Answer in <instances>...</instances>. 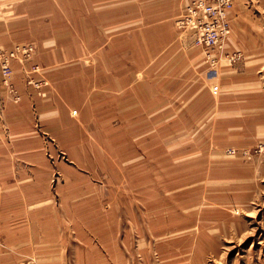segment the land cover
I'll use <instances>...</instances> for the list:
<instances>
[{"label":"rangeland","instance_id":"rangeland-1","mask_svg":"<svg viewBox=\"0 0 264 264\" xmlns=\"http://www.w3.org/2000/svg\"><path fill=\"white\" fill-rule=\"evenodd\" d=\"M188 1L0 0L34 46L0 69L5 264H264V0L216 64Z\"/></svg>","mask_w":264,"mask_h":264},{"label":"built area","instance_id":"built-area-1","mask_svg":"<svg viewBox=\"0 0 264 264\" xmlns=\"http://www.w3.org/2000/svg\"><path fill=\"white\" fill-rule=\"evenodd\" d=\"M233 4L234 0H190L177 21L178 28L189 34L193 44L205 52L207 61L212 64L241 57L239 52L226 49L231 31L230 14ZM33 51L32 44H16L9 50L0 44V69L6 84H10L12 80L13 59H28ZM32 71H39V66L34 65Z\"/></svg>","mask_w":264,"mask_h":264},{"label":"crops","instance_id":"crops-1","mask_svg":"<svg viewBox=\"0 0 264 264\" xmlns=\"http://www.w3.org/2000/svg\"><path fill=\"white\" fill-rule=\"evenodd\" d=\"M230 24H231V31L227 40V44L229 45V48L237 51H243V50H248V52L252 53V48L247 47V43L245 41V38H242V30L238 28V21L234 20L233 24L231 23V14H230ZM233 26V28H232ZM233 29V30H232ZM1 82V81H0ZM1 85V84H0ZM4 257L0 256V264H5L4 262ZM11 264H14L13 262Z\"/></svg>","mask_w":264,"mask_h":264}]
</instances>
